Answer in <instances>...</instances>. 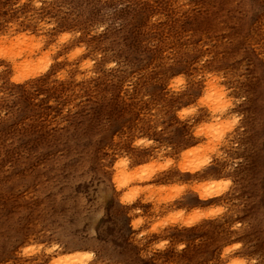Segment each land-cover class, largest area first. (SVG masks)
<instances>
[{
	"label": "rangeland",
	"instance_id": "374dc122",
	"mask_svg": "<svg viewBox=\"0 0 264 264\" xmlns=\"http://www.w3.org/2000/svg\"><path fill=\"white\" fill-rule=\"evenodd\" d=\"M22 40L0 264H264V0H0Z\"/></svg>",
	"mask_w": 264,
	"mask_h": 264
},
{
	"label": "bare ground",
	"instance_id": "6f19581e",
	"mask_svg": "<svg viewBox=\"0 0 264 264\" xmlns=\"http://www.w3.org/2000/svg\"><path fill=\"white\" fill-rule=\"evenodd\" d=\"M17 40H18V38H17ZM16 43L19 45L18 46L20 48L19 51L14 52L12 50V48L11 49H7V50H5L3 52L0 50V58H5V60L7 59L8 61H11V63H16V59L19 58L22 55V53H23V50H21L22 48H21L20 45L23 44L24 41L23 40H22V42L17 41ZM40 46H41V43L38 46H36V47H40ZM32 50L33 49H30V53L34 52ZM26 62H27V60H26ZM24 66H26L25 63H24ZM217 83L218 82L216 80L212 84L210 83L211 85H210V87L208 89L207 96L205 98H206L208 104L210 106H213L214 109L219 110V111H223V107L221 106V103L224 101L225 96H223L222 94H219L217 97H215ZM208 195L209 194H207L206 196H208ZM86 258H89V256H85V257H82L80 259V256L77 257V254L76 253L75 254H71V255L68 254V255L64 256L59 261H57V262H55L53 264H82V262H83L82 259H86ZM99 264H114V263H103L102 262V263H99Z\"/></svg>",
	"mask_w": 264,
	"mask_h": 264
}]
</instances>
